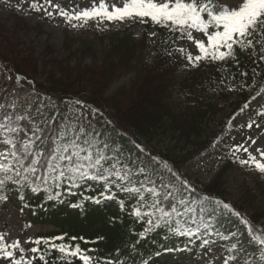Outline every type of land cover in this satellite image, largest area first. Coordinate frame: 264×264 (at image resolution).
Returning <instances> with one entry per match:
<instances>
[{
    "label": "trees",
    "instance_id": "trees-1",
    "mask_svg": "<svg viewBox=\"0 0 264 264\" xmlns=\"http://www.w3.org/2000/svg\"><path fill=\"white\" fill-rule=\"evenodd\" d=\"M215 3L223 6L219 2ZM11 16L12 30L0 23V68L4 73L0 79L4 80L2 87L5 90L0 103L7 104L13 96L34 95L32 101L29 99L33 109L43 105V123L47 128L51 126L52 130H59L65 118L73 114L75 106L71 102L81 100L90 106L83 110L87 117L85 122H90L97 132L118 144L123 153L121 159L126 163L133 167L154 163L158 167L155 162L164 161L195 190L193 197L207 195L230 203L255 228L264 232L261 225L264 203L257 202V195L245 190L239 201H231L226 194L225 184L235 166L228 155L232 143L227 141L217 146L216 142L221 139L219 134L207 133L210 121L223 109L221 105L230 103V118L240 114L239 110L245 103L252 107V97L259 90L261 82H264V61L259 60L260 55H264L260 51L261 45H256L255 56L252 49L241 50L237 47L235 59L216 63L202 61L199 67L186 69L185 54H197L180 46L181 39L186 36L178 38V32H171L150 21H135L121 23L120 28L96 35L91 41L74 39L65 29L62 49L58 51L46 44L38 57L35 49L22 48L24 45L17 32L29 33L41 31V28H30L16 13ZM136 26L141 27V35H137ZM174 48L185 49V54L173 51ZM254 68L258 72L255 87L242 88V84H253ZM245 72L246 77L241 75ZM130 74L133 77L129 84L108 95L114 82ZM17 75L27 80L17 83ZM39 75L44 77L42 82L35 80ZM229 87L234 90L229 91ZM11 91L12 95L7 98ZM48 98H51V103ZM93 109L96 110L95 114ZM251 109L254 120L264 118L256 115L258 111H264V104ZM44 147L51 151V139ZM214 148H218L214 155L220 161L215 176L207 184L193 180L186 168L191 161ZM150 172L157 181L173 179L166 170ZM17 187L8 183L4 189L7 199L9 194L16 191L22 208L29 211L31 224L50 225L56 229L38 238L67 234L65 241H68L75 236L78 239L72 241L73 244L78 243L84 249H98L94 255L109 256L122 260L124 264H141L145 259H153L157 251L162 253L165 248L183 247L187 243L184 237H170L165 241L162 239L165 232L157 230L136 245L137 254L130 255L129 245L137 240L145 225L130 215L135 207V198L117 192L115 188L113 194L117 199L113 201L117 208L107 206L109 201L103 205L86 202V211L81 214L79 209L72 212L68 204L78 203L86 196H98L103 187L82 185L73 189L76 195L65 196V203L55 207L53 201L45 200V193L33 194L27 188L23 190L25 199L22 201ZM121 200L125 203L123 209L120 207ZM5 201H0V204ZM25 204L28 206L25 207ZM243 206L250 212L244 211ZM215 230L224 234L217 224ZM98 236L104 239L96 244H85L79 239L84 237L91 241ZM39 247L43 249L46 246L41 244ZM117 249L120 250L118 254ZM58 255L53 250L47 256L49 264H64L55 259ZM35 264L42 262L36 260ZM74 264L80 262L74 261Z\"/></svg>",
    "mask_w": 264,
    "mask_h": 264
},
{
    "label": "snow or ice",
    "instance_id": "snow-or-ice-1",
    "mask_svg": "<svg viewBox=\"0 0 264 264\" xmlns=\"http://www.w3.org/2000/svg\"><path fill=\"white\" fill-rule=\"evenodd\" d=\"M29 9L43 12L44 16L51 19L59 16L72 28H84L89 22H95L99 27L105 21L109 24L150 21L171 32H178V38L186 36L187 40L194 42L198 50L196 55L191 52L185 54L183 48L173 49L185 54L186 69L199 67L202 61L216 63L235 59L237 47L241 50L252 49L255 56L256 45L259 44L260 51L264 52V0H242L238 6L231 8L220 6L215 0H124L122 6L118 5L117 0L111 4L107 0H99L98 3L97 0H92L90 7L81 10H76L75 7L66 10L53 0H32ZM193 30L206 37V41L194 38ZM257 37L260 39H256ZM168 54L171 55V52ZM259 60L264 61V55H260ZM241 75L246 77L247 73ZM257 75V69L254 68L253 84H242L241 87H255ZM15 79L17 83L27 80L20 75ZM232 90L234 89L229 87V91ZM262 94L264 82H261L252 99L255 100ZM48 101L51 103V98ZM71 104L75 106L73 114L65 118L59 130H52L43 123L44 106L33 109L29 97L13 96L7 104L0 103V145L6 146L0 150V201L7 199L4 189L10 182L18 186L16 190L21 193L19 198L22 201L25 199L23 190L27 188L33 194L45 193V200L53 201L55 207L65 203V196L76 195L73 189L92 181L102 185L103 191L98 196H86L80 202L69 203L68 206L79 209L83 214L86 211V202L103 205L107 201L116 200L113 188L130 198L134 197L135 207L130 215L137 222H143L145 227L138 234L137 240L129 245L130 255L137 254L136 245L157 230L165 232L162 237L165 241L170 237L187 239L183 247L165 248L164 252L191 251L188 244L195 240H200L201 246L211 252L216 241L209 237L219 236L221 240L230 238L215 230V225L221 218L231 215L247 226L249 243L256 246V252L246 253L237 239L227 247L229 254L223 258L222 264H233L237 261L242 264H264V232L255 228L230 203L207 195L193 197L195 190L164 161L155 163L171 174L173 179L168 181L153 179L147 166L133 167L126 163L121 159V147L110 137L97 132L90 122H85L87 117L83 110L90 106L78 99ZM248 107L249 104L245 103L239 112L243 113ZM92 111L95 114L96 110ZM236 115L229 119V127ZM256 115L264 116V111H258ZM253 126L260 128V124L250 118L246 127L252 129ZM49 139L53 144L51 151L44 147ZM256 145L257 139L248 137L245 142L231 145L228 155L234 163L264 175V147ZM252 146H256L255 154ZM80 195L83 196L82 193ZM120 207H125L123 200L120 201ZM66 235L40 237L35 240L30 238L26 242L35 246L27 250L33 254L28 257L19 240L7 243L5 235L0 234V260L6 264H35L36 260L49 264L47 256L55 250L59 254L55 259L63 261L64 264H74V261H79L80 264H124L119 259L94 255L98 249H84L78 243L73 244L72 241L78 239L75 236L65 241ZM238 235L237 232L230 234L231 237ZM79 239L85 244H96L104 238L98 236L91 241L84 237ZM41 244L46 247L41 249ZM116 251L118 254L120 250ZM154 255L160 256L161 252L157 251ZM141 264H149V261L145 259Z\"/></svg>",
    "mask_w": 264,
    "mask_h": 264
},
{
    "label": "rangeland",
    "instance_id": "rangeland-1",
    "mask_svg": "<svg viewBox=\"0 0 264 264\" xmlns=\"http://www.w3.org/2000/svg\"><path fill=\"white\" fill-rule=\"evenodd\" d=\"M223 6H228L229 8L233 6H238L242 0H215ZM32 0H0V23L6 25L8 29L12 30L13 19L12 13H16L18 16L24 19V21L30 26V28H41V31H32L29 33L17 32L18 38L24 45L22 48H32L37 52V56L40 57L44 45L49 44L53 46L56 50L60 51L64 43V30L67 29L69 34L74 39L83 40H93L94 36L100 35L106 32H110L115 28H120L121 23L109 24L108 22H103L97 27L95 22H89V24L84 28H72L66 25L63 18L57 16L54 19L47 18L44 16L43 12H35L29 9V5ZM54 3H59L66 10H71L74 7L76 10H81L83 8H88L92 4V0H53ZM99 0H97V3ZM109 4L114 2V0H107ZM118 5L122 6L124 0H117ZM135 31L137 35H141L142 29L140 26H136ZM41 32V33H40ZM40 33V34H38ZM194 38H201L206 41L201 33H196L193 31ZM180 45L183 48L196 52L198 50L195 48L193 41L186 39H181ZM21 48V49H22ZM0 76H4L2 69L0 68ZM6 77V76H5ZM133 74L126 75L120 78L118 81L114 82L108 91V95H112L118 91L121 87L129 84L132 79ZM37 82H42L44 77L39 75L35 77ZM4 80L0 79V101L4 96L5 90L2 87ZM12 95V91L8 93L7 98ZM29 99L32 101L34 95H31ZM264 104V97L260 96L254 102V109ZM223 109L216 116V118L210 121L207 129V133L217 132L219 136H223L222 141H229L233 144H238L245 142L248 137L257 139V145L264 147V119H255L257 123L260 124V128L253 126L252 129H248L246 124L249 119H253V115L250 108H247L245 112L240 114L235 120L232 121V126H228V121L231 117L232 109L230 108V103L221 105ZM245 125V127H241ZM51 129V127L49 128ZM23 137V136H22ZM45 146V145H44ZM252 146V151L255 154V147ZM3 145H0V150H2ZM218 150H209L205 154L199 156L190 162L186 168L187 174L193 179L198 180L203 184L209 183L215 176L217 170L220 168V161L214 155ZM143 158H141L142 160ZM130 162V161H129ZM135 166V162H133ZM149 171L162 172L160 169L155 167V164H150L147 166ZM91 185L99 187L95 182L90 181ZM11 189V187H10ZM226 194L231 201H239L241 199L242 192L249 190L250 194L257 195V202L264 203V175L258 174L255 170L250 169L246 166H241L239 163H235L234 169L232 170L230 176L228 177L225 184ZM107 206L118 207L114 201L108 202ZM244 211L250 212L246 206L242 207ZM22 206L19 203L17 193L14 191L8 197V199L0 204V234L5 235V241L11 243L15 240L21 242V246L26 249V255L31 257L33 254L27 251L34 247L35 245L29 241L31 238L35 240L40 235H46L54 232L56 229L50 225L42 224H31L30 214L27 209L21 211ZM72 212H76L77 209H71ZM264 226V220L261 221ZM220 226V230L224 231L225 234L240 232L237 236L240 244L246 253H255L256 246L249 243V234L247 231H237L242 228V224L239 223L236 217H226L221 218L220 222L217 223ZM264 228V227H263ZM203 232V231H202ZM214 239L216 244L213 245V251L209 252L208 248L201 246L200 240H195L190 246H188L191 251H181V252H163L160 256L154 257L149 261L150 264L154 262H159L160 264H222L223 258L228 255L227 247L235 242L236 237H231L228 240H221L220 237H209ZM258 255V253H257ZM0 264H6L5 261L0 260ZM233 264H242L241 261L233 262Z\"/></svg>",
    "mask_w": 264,
    "mask_h": 264
}]
</instances>
